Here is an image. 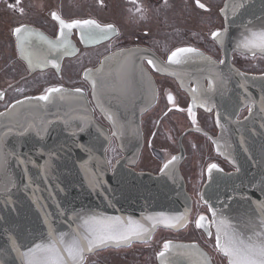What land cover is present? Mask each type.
Here are the masks:
<instances>
[{
  "label": "water",
  "instance_id": "95a60500",
  "mask_svg": "<svg viewBox=\"0 0 264 264\" xmlns=\"http://www.w3.org/2000/svg\"><path fill=\"white\" fill-rule=\"evenodd\" d=\"M224 4L225 0L220 10ZM247 5L239 18L229 15V33L223 37V45L214 40L220 49L224 64H220L200 49L205 56L211 57L216 62L215 70L221 74L223 82L220 79L216 80L214 89L202 96L195 106L207 111L214 109L219 132L213 136L201 127L192 129L208 135L215 152L233 167L232 170H224L221 167L219 169L222 171L213 170L211 180L206 172V179L200 190V200L203 196L208 202L205 204L201 200L202 203L207 207L213 205L219 208L223 202L225 215L232 218L243 217L256 208L257 201L264 202V111H262L264 73L246 72L232 63L234 53L253 56L252 53L242 52L235 47L242 31L241 24L248 20L259 23L258 18L264 17V0H247ZM220 10L219 14L224 26V15ZM233 20L234 22H231ZM41 47L47 48V45ZM136 48L146 49V52L137 53V56L144 55L156 59L164 70L157 71L150 65L149 67L161 75L173 78L189 94L192 104L193 97L190 90L193 88L190 87V83H193L195 88L208 89L212 76L209 73V65L201 60L183 65H167V60H163L153 49L144 45L123 47L106 56L119 53L121 49ZM76 52L77 48L74 46V51L70 54L61 55L58 52L57 59L53 55H50L49 59H55L59 64L65 56L74 55ZM104 57L96 67L88 68L93 70L92 77L85 76V71L88 69L83 73V78L90 86L93 105L85 92L75 93L73 89H67L71 97L69 100L57 99L45 106L42 101L22 99L19 101L23 103L15 102L2 111L6 112L15 106L16 112L22 113L29 119L35 116L37 123L43 118L51 121L52 124L43 139L38 138L35 131L25 137H19L16 135L19 129H14L13 133L4 139L6 152L15 149L19 153L27 154L36 163L19 164L12 156L7 160L8 171L19 188L13 189L7 196L14 204L5 203L6 196L0 191V264H20L15 252L7 251L10 246L7 243L8 238L17 235L22 243H29L33 234L39 235L42 229L46 230L43 222L44 211L52 213V219L59 229H67L68 221L59 216L58 205L68 215H71V210L74 209L105 216H131L137 220H141L144 215L158 213L179 215L187 208L190 209V219L193 199L187 190L186 180L181 171V163L185 158V148L181 142H179V151L173 155L179 159L166 170L167 174L162 173L161 169L172 157L166 160L157 172L134 168L144 147L141 116L157 100V84L145 65L147 60L142 63L140 59H134V63L128 65L126 93L120 95L119 99H114L117 93L98 92L97 95H93L92 79L97 78L96 69L101 68ZM33 62L44 64L37 62L35 58ZM117 67L116 63H112L110 68L104 66L105 73L112 71V81L116 80ZM141 67L146 75L141 73ZM233 69L245 73V77L242 79ZM205 80L208 82L207 87ZM241 84L245 87H240ZM37 103L41 105L39 109L35 107ZM201 104L203 106H200ZM100 105H103V110ZM93 106L107 125L95 117ZM249 107L252 108L251 113L248 111ZM109 110L117 113L118 123L115 126L106 118ZM243 110H247L246 114L239 117ZM218 113L221 126L217 125ZM72 116L83 119H72L66 125L64 121ZM7 124H9L7 117L0 118V125ZM81 128L83 131L80 130ZM7 131L6 127H0V136ZM116 131L121 134L113 135ZM112 139L116 141L121 156L110 166L106 150ZM215 142H218L219 150ZM50 151L54 153L51 157L52 168L45 181L38 174V168L49 160ZM25 169L27 176L34 179L41 189L38 195L44 197L41 201L42 204L47 205L44 210L33 203L32 191L25 190L20 183L21 180H27ZM89 172L97 174L101 182L98 187L93 188L89 185L87 179ZM49 191L54 198L49 197ZM159 228L177 231L184 227L169 228L158 225L153 234ZM151 237L147 240H133L131 244L147 242ZM103 249L106 248L97 251Z\"/></svg>",
  "mask_w": 264,
  "mask_h": 264
},
{
  "label": "snow or ice",
  "instance_id": "6c2138e0",
  "mask_svg": "<svg viewBox=\"0 0 264 264\" xmlns=\"http://www.w3.org/2000/svg\"><path fill=\"white\" fill-rule=\"evenodd\" d=\"M131 2L137 6L134 10L129 9V12L133 14L139 13L140 19H146V9L142 5L137 4V0H131ZM163 2L167 5V0H163ZM196 4L199 8L208 11L205 4L201 3L200 0H196ZM247 6V0H225L224 7L220 10L224 15V26L222 29L213 31L211 38L223 45V37L229 33V15L233 18H239ZM51 17L59 24V32L55 40L49 39L43 33L28 25H19L12 30L16 39V47L21 57L28 61L30 68L35 58L37 62L50 63L59 70V64L55 59L50 60L49 56L58 52L61 55H67L74 51V46L69 40L73 29L79 30L83 42H99L111 36L119 35L116 26L111 23L101 24L91 18L66 20L56 11L51 12ZM258 19L259 23L254 20H248L246 23L241 24L242 31L235 44L236 49L252 53L253 56L257 53L264 55V17ZM231 22H234V20ZM41 45H47V48H42ZM146 51V49L139 48L121 49L119 53L104 57L101 62V68L96 69L97 78L92 79L93 95H97L98 92L117 93L113 97L114 99H119L120 95H124L127 87V68L130 63H134V59H140L142 63L146 59L147 64L153 69L163 71L164 67L156 59L144 55L137 56V53ZM197 60L204 61L209 65V73L212 79L209 80L208 89L197 87L190 90L193 97V105L202 96L206 95L208 91L214 89L216 80L220 79L223 82L221 74L215 70L216 62L211 57L205 56L200 49L191 46L177 47L170 51L167 56V65H183ZM112 63L118 65L115 81H112V71L107 73L104 71V66L110 68ZM219 63L224 64L225 61L220 60ZM140 71L146 75L142 67ZM233 71L242 79L245 77V73L236 69H233ZM85 76L92 77L93 70H86ZM240 87L243 88L245 85L241 84ZM72 91L81 93L82 89L76 88ZM68 92L69 90L62 86H52L46 88L44 93L39 96L26 97L25 99L37 102L42 101L46 106L57 99L65 101L71 99ZM3 96L4 93L0 92V99ZM167 98L170 103L174 102V97L170 93ZM21 103L23 101H16V104ZM193 105L189 106L188 115L195 125L197 121L192 110ZM200 106H203V104ZM35 107L39 109L41 105L37 103ZM100 107L103 110V105H100ZM14 108L15 106H12L8 111L0 112V118L7 117L9 120V124L0 125V127L8 129L7 132L0 136V191L6 196L5 203L12 204L14 202L7 196L13 189H18L19 185L8 171V158L10 156L15 157L19 164L24 165L28 163L35 164L36 162L32 161L27 154L19 153L15 149L6 152L4 139L12 134L14 129H19L16 132L19 137H25L35 131L36 136L43 139L48 134L49 126L52 124L51 121L43 118H40L39 123H37L35 116L29 119L22 113L16 112ZM208 110L210 111L211 109ZM248 111L251 113L252 108L249 107ZM262 111H264V108H262ZM106 118L112 121L114 126L117 125V113L109 110ZM72 119L83 118L72 116L65 120L64 123L68 125ZM225 119H228V117H225ZM217 125L221 126L219 113L217 114ZM80 130L83 131V128ZM120 134L119 131L113 133V135ZM215 143L218 144V142ZM48 155L49 160L38 168V174L45 181H47L52 168L51 157L54 153L50 151ZM178 159L179 157L172 156L171 160H168L163 165L161 172L167 174L166 170ZM213 170L222 171L216 163L209 164L206 171L210 180ZM25 176L27 180H21L20 182L23 184V188L32 191L33 203L39 205L42 210L46 209L47 205L41 203L44 197L38 195L41 189L34 179L27 176V169H25ZM87 179L89 185L93 188L98 187L101 183L97 178V174L93 172H89ZM49 197L54 198L51 191H49ZM201 200L205 204L208 203L203 196H201ZM256 204L257 206L252 212L238 218L225 215L223 202H221V207L219 208L208 205V212L211 213V218L200 215L195 219V227L197 229H202L209 238L214 237V248L216 252L226 258L227 264H264V202L257 201ZM57 207L59 216L68 221L66 230L59 229L52 219V213L44 211L43 222L46 230L42 229L39 235L33 234L29 243H22L17 235L9 236L7 243L10 246L7 251L15 252L20 264H86L88 254L94 253L99 249L110 246H127L136 239L147 240L158 225H164L169 228L185 227L189 222L190 212V209L186 208L184 213L179 215L158 213L156 215H144L141 220H137L131 216H105L95 212L76 211L74 209L71 210V215H68L59 208V205ZM157 257L160 260V264H179L176 257L187 258L190 264H210L207 254L201 251L195 243L174 244L172 241H165L162 250L157 253Z\"/></svg>",
  "mask_w": 264,
  "mask_h": 264
},
{
  "label": "rangeland",
  "instance_id": "374dc122",
  "mask_svg": "<svg viewBox=\"0 0 264 264\" xmlns=\"http://www.w3.org/2000/svg\"><path fill=\"white\" fill-rule=\"evenodd\" d=\"M223 1L200 0L208 9L205 11L197 6L196 0H167V5L163 0H137V4L146 9V19H140L139 13L129 12V9L134 10L137 6L131 0H0V29L1 36L6 37V32H9L11 27L28 22L38 24L48 32L54 33L55 26L50 19L53 11L58 12L66 20L91 18L101 24H114L119 35L95 49L83 50L74 61L67 65L66 74H71L72 78L75 77L79 81L82 70L87 66L95 65L102 55L129 45L148 46L163 58L175 48L184 46L196 47L211 55L220 56V49L211 38V33L223 27L219 14ZM1 40L0 37V76L8 78V69L12 62L7 63L10 62V58L2 50ZM233 62L251 73L264 71V56L261 55L249 56L235 53ZM14 65L16 66L15 62ZM15 77L16 75L8 81L14 80ZM160 112L161 109L157 111V117ZM177 116L174 112L168 114L158 123L157 128L156 120L145 123V145L140 160L135 165L137 170L159 168L157 156L147 145L150 139L148 137L154 128L156 130L152 139L153 146L157 149L176 152V139L186 128V123ZM204 125H206L205 122ZM184 143L187 155L181 169L189 184L197 211L204 167L209 162L213 149L211 142L201 134H188ZM106 156L110 166L121 156L114 139L106 150ZM148 159L149 162H147ZM135 252L136 250H131L129 257L126 258H122L121 253L111 251L96 257L105 264H153L152 255H145L147 258L144 261V257L138 258ZM118 257L121 259L117 260ZM215 264H227V262L223 257H216Z\"/></svg>",
  "mask_w": 264,
  "mask_h": 264
},
{
  "label": "flooded vegetation",
  "instance_id": "af4514ba",
  "mask_svg": "<svg viewBox=\"0 0 264 264\" xmlns=\"http://www.w3.org/2000/svg\"><path fill=\"white\" fill-rule=\"evenodd\" d=\"M50 19L55 26L54 33L48 32L47 30L43 29L38 24L28 23V22L19 23L18 25L11 27L9 32H6V37L1 36L2 31L0 29V37L2 38V40H1L2 41L1 42L2 50L6 53V56L8 58H10V62H7V63L12 62V64H10L11 65L10 68L8 69L9 70L8 78L0 76V92L4 93L3 98L0 99V112L5 110L6 108H8L10 105H12L13 103H15L18 100L25 99L26 97H35V96L41 95L44 93V90L46 88L52 87V86H62L65 89H73V90L76 88H80V89H82L83 92H85L90 103L92 104L91 96H90V86H89L88 82L83 78L84 71L88 68L96 67L100 63L101 59L104 56H106L107 54H109V53H111L117 49L123 48V47H119V48H116V49L109 51V52L105 53L104 55H102L95 65L87 66L85 69L82 70L80 80L77 81V79H75V77L74 78L71 77L72 76L71 74H70L71 76L66 74V69L68 67L67 65H69L72 61H74L81 54V52L83 50L95 49L98 46H101V45L111 41L115 36H111L108 39L100 40L99 42H83L81 40L79 30L73 29L71 35L69 36V40L77 48V52L74 55L65 56L62 59V61L59 63V70H57L56 67L50 66L51 65L50 63L49 64H40V63L35 64L33 62V65L30 68L28 61L21 57V55H20V53L16 47V39H15V36L13 35L12 30L19 25H28L29 27L34 28L37 31L47 35L50 39L55 40V38L59 32V24L57 21L52 19L51 14H50ZM129 46H131V45H129ZM125 47H128V46H125ZM207 54H209L211 57H213L218 62L222 59L221 52H220V56L219 55L218 56L217 55L216 56L211 55L210 53H207ZM57 55H58V53L54 54L53 55L54 58L57 59L58 58ZM167 56L165 58H163L161 56L160 57L163 60H167ZM14 62L16 63L17 67L14 65ZM232 63H234L233 62V56H232ZM145 65L149 68V71L151 72V74L153 75V77L156 81V84H157V100H156L155 104L150 109H148L144 114H142V116H141V125H142V130H143V135H144V145H145V139H146L144 126H145V123L147 121L151 122L153 120L154 121L156 120L155 126L157 128V125L161 120H163L168 114L174 112V113H176V115H178L177 116L178 119H182V121H184L186 123V128H184L180 132L179 136L176 139V146H177L176 152H171L167 149L155 148L152 144V139H153V136L155 135L156 128H154V130L151 131V133L148 137L150 139L147 141V145H148V148L151 150V152L155 156H157V158L159 160L158 161L159 162V168L157 170L145 169V168L140 169V170H148V171H152V172H157L166 160L170 159L173 155H175L179 151V142H181V144L185 148L184 140L186 139V136L188 134H190V133L201 134L211 142L208 135H206L205 133H201L199 131L192 130V129H194V127H201L206 132L210 133L213 136H215L219 131L217 129L216 122H215V115H214L215 111H214V109L207 111V110H204L203 108H200V107L193 105L191 103V99H190L189 94L173 78L166 76V75H161V74L155 72L153 69H151L149 67L147 62H145ZM237 67L240 68L239 66H237ZM240 69L243 71L251 73V71H247V70H244L242 68H240ZM253 73H264V71L253 72ZM15 75H16L15 79L14 80L11 79V81L9 82L8 80H10V78H13V76H15ZM161 82H163V84ZM189 85L191 88H195L193 83H190ZM205 86L206 87L208 86L207 80H205ZM169 93L174 97L173 103H170L168 101L167 97H168ZM190 105H193L192 110L196 116L197 123L195 125L192 123V119L188 115V108ZM205 107H207V106H205ZM159 109H161V112L159 113V116L157 117L156 113ZM246 111L247 110H243L239 117L244 116L246 114ZM94 115L99 121H101L102 123L107 125V123L105 122V120L103 119L101 114L96 110L95 107H94ZM204 122L206 123V125H204ZM150 144H151V146H149ZM211 144H212V142H211ZM143 149H144V147H143ZM143 149H142V152H143ZM212 149H213V151L211 153L212 154L211 158H210L209 162L206 164V166L204 167L205 172H204V177L202 179V184H201L200 188L202 187L203 183L205 182L206 172H207L206 170H207V167L209 164L216 163L218 165V167H221L224 170H232L233 169V167L227 161H225L219 154H217L215 152L213 145H212ZM154 150H155V152H154ZM186 155H187V153H186V148H185V158H184L183 162L181 163V167H182V164L184 163V161L186 159ZM147 162H149V159ZM134 168L136 169V166ZM181 171H182V169H181ZM185 180H186L187 190L189 191V193L193 199L192 193L189 190V184L187 182V179H185ZM199 197H200V191H199ZM200 215L208 216L209 219L211 218L210 212H208V207L204 203H202L201 200H199V206L197 208V211L195 210V202L193 199V208H192V212L190 215L189 222L181 230L174 231V230H170V229L159 228L153 234L151 239L147 242H135V243H132V244L125 246V247L106 248V249L94 252L93 254H90L87 256L86 264H105L101 260L97 259L96 256H98L102 253H105L107 251L121 253L122 254L121 257L126 258V257H129L128 254L131 250H136V252H137V253L135 252L137 254L136 256L138 258L143 256L144 261L147 258L145 255H148V254L152 255V257H153L152 263L153 264H160V260L157 257V253L162 250V246H163V243L165 241H172L174 244H192V243H195L199 246V249L201 251H203L204 253L207 254V256L210 259V264H215L216 257H223V256L221 254H219L218 252H216V250L214 248V243H215L214 237L209 238L207 236V234L202 229H197L195 227V219ZM121 257H118V259L117 258H115V259L120 260ZM176 259L178 260L179 264H190V262L187 258L176 257Z\"/></svg>",
  "mask_w": 264,
  "mask_h": 264
}]
</instances>
